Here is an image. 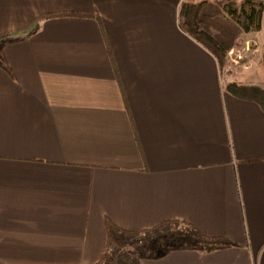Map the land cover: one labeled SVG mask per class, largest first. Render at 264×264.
Listing matches in <instances>:
<instances>
[{"label": "crops", "instance_id": "obj_1", "mask_svg": "<svg viewBox=\"0 0 264 264\" xmlns=\"http://www.w3.org/2000/svg\"><path fill=\"white\" fill-rule=\"evenodd\" d=\"M184 1L0 0L1 264H96L107 220L234 244L140 264H264V110L226 88L264 84L181 28ZM67 12L91 17L42 20ZM253 33L263 53L264 10Z\"/></svg>", "mask_w": 264, "mask_h": 264}, {"label": "trees", "instance_id": "obj_2", "mask_svg": "<svg viewBox=\"0 0 264 264\" xmlns=\"http://www.w3.org/2000/svg\"><path fill=\"white\" fill-rule=\"evenodd\" d=\"M263 10V3L253 0L238 4L232 0H186L180 7L179 23L186 33L211 52L220 66L224 67L228 63V53L241 43L243 33L261 29ZM69 16L91 17L88 14L67 12L46 15L42 20ZM0 65L11 73L5 60H2ZM262 65L264 67V49ZM226 88L237 97L257 102L264 110V89L236 83H229ZM106 227L109 242L101 260L96 264H113L114 254L108 253L111 242L116 245L115 252H125L133 245L140 247L141 242L149 249L158 248V251L151 254L139 248L134 264H140L142 259H162L173 251L210 253L234 245L221 237L206 236L196 226L179 220L164 221L151 229L141 231L121 229L109 220Z\"/></svg>", "mask_w": 264, "mask_h": 264}, {"label": "rangeland", "instance_id": "obj_3", "mask_svg": "<svg viewBox=\"0 0 264 264\" xmlns=\"http://www.w3.org/2000/svg\"><path fill=\"white\" fill-rule=\"evenodd\" d=\"M253 33V32H252ZM254 34V33H253ZM252 37V38H248ZM253 37H255V40L259 43V39L262 37L256 34L252 35H243L241 36V43L237 46V48L234 50H231L227 57L228 62L233 63L235 65V74L236 79L238 81L240 80H247V79H255L258 78L262 83L264 84V67L262 65V52L256 51V43L252 42L254 41ZM248 40L249 45L245 43ZM252 40V41H251ZM264 42H262L263 44ZM250 46V48H249ZM237 50H239L237 52ZM241 75L240 77L238 76ZM239 77V78H238ZM154 238V237H153ZM127 251L122 252H115L116 251V245L115 243L111 242L110 248L108 249L109 254H114V262L113 264H134L138 257L139 248L143 249L144 251H147L149 254L154 253L158 251V248L155 249H149L147 248L145 243H140V247L138 245H133L129 247Z\"/></svg>", "mask_w": 264, "mask_h": 264}, {"label": "built area", "instance_id": "obj_4", "mask_svg": "<svg viewBox=\"0 0 264 264\" xmlns=\"http://www.w3.org/2000/svg\"><path fill=\"white\" fill-rule=\"evenodd\" d=\"M1 264V263H0Z\"/></svg>", "mask_w": 264, "mask_h": 264}]
</instances>
